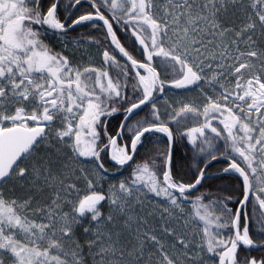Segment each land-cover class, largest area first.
I'll return each mask as SVG.
<instances>
[{
  "label": "snow or ice",
  "instance_id": "obj_1",
  "mask_svg": "<svg viewBox=\"0 0 264 264\" xmlns=\"http://www.w3.org/2000/svg\"><path fill=\"white\" fill-rule=\"evenodd\" d=\"M0 264H264V0H0Z\"/></svg>",
  "mask_w": 264,
  "mask_h": 264
},
{
  "label": "trees",
  "instance_id": "obj_2",
  "mask_svg": "<svg viewBox=\"0 0 264 264\" xmlns=\"http://www.w3.org/2000/svg\"><path fill=\"white\" fill-rule=\"evenodd\" d=\"M66 2H68V0H66ZM84 6L88 7L87 3H85ZM85 31H86L85 29L81 28V29L77 30V33H83ZM77 33H73V36H76ZM115 123H116V120H111L110 121V125H114ZM153 139H155V138L153 137ZM189 153H190V146H186L185 144H181V145L177 146V149H176V152H175L176 159L179 160L182 157H185V156L189 155ZM226 166H227L226 163H224L223 159H221L218 162H213L211 167H210V169H209V171L214 176L215 175H224L222 173V168L226 167ZM210 183L214 184L215 186H217L220 189L233 188V187L239 188L240 187V181L237 180L235 176H231L228 180H215V181H210ZM215 190L216 189L214 188L213 191H215ZM224 194H229V193L225 192ZM229 207H236V205L229 204ZM249 210H250V213H251V211H252L251 205H250ZM250 230L253 231V232H258L260 229H259L258 225L251 224L250 225ZM251 255H259V251L258 250H252L251 251Z\"/></svg>",
  "mask_w": 264,
  "mask_h": 264
},
{
  "label": "rangeland",
  "instance_id": "obj_3",
  "mask_svg": "<svg viewBox=\"0 0 264 264\" xmlns=\"http://www.w3.org/2000/svg\"><path fill=\"white\" fill-rule=\"evenodd\" d=\"M93 52L95 51V49H91ZM190 94H194V93H190Z\"/></svg>",
  "mask_w": 264,
  "mask_h": 264
}]
</instances>
